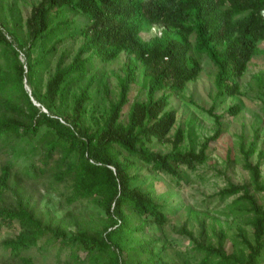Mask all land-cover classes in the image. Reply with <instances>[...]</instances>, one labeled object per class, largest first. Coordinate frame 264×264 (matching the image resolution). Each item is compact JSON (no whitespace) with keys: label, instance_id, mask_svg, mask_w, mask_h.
Instances as JSON below:
<instances>
[{"label":"trees","instance_id":"trees-1","mask_svg":"<svg viewBox=\"0 0 264 264\" xmlns=\"http://www.w3.org/2000/svg\"><path fill=\"white\" fill-rule=\"evenodd\" d=\"M263 12L264 0H40L24 22L12 14L7 32L16 41L9 40L0 26V153L9 156L1 167L0 197L16 190L20 169L27 178L70 182L69 201L90 199L105 219L92 227L64 219L55 226L43 224L28 202L15 194L16 206L0 210V228L16 222L19 232L0 246L19 258L31 248L45 253L48 246L57 245V257L66 253L64 264H169L152 242L136 239L147 224L163 227L167 216L150 192L136 185L140 176L131 171L141 163L180 182V166L195 170L204 163L209 142L220 136V116L212 115L215 133L198 150L193 145L181 149V128L169 135L177 120L169 99L200 71L189 53L188 39L194 37V52L216 68V99L235 97L240 90L238 79L261 53ZM68 14L79 15L85 23ZM144 22L164 26V36L143 41L139 33ZM18 28L25 30V37L16 38ZM68 36L82 37V44L70 63L65 64L61 55L44 93L34 94L37 106L24 80L31 85L38 67L47 66V58ZM35 51L38 53L32 58ZM123 52L126 62L117 81V100L108 103L101 118L88 117L99 90L105 95L109 91L104 75L94 71L95 60L111 62ZM139 77L145 99L134 100L122 118L131 85ZM239 112L237 104L227 109L230 116ZM256 138L255 134L247 148L243 137L239 143L249 183H229L217 193L221 200L236 196L228 205L229 213L248 217L251 238L240 229L243 247L229 253L222 236L216 245L206 244L183 230L203 255L198 264H259L264 254V152L258 153L256 163L249 161ZM154 143L170 144L171 150L164 154L154 151ZM251 188L261 194L263 204L252 196ZM199 226L200 235H205V224ZM39 242H43L41 247ZM22 264L30 262L22 259Z\"/></svg>","mask_w":264,"mask_h":264},{"label":"rangeland","instance_id":"rangeland-1","mask_svg":"<svg viewBox=\"0 0 264 264\" xmlns=\"http://www.w3.org/2000/svg\"><path fill=\"white\" fill-rule=\"evenodd\" d=\"M39 2L40 0H0V24H2L0 26L9 40L16 41L11 33L7 32V29L11 30L12 14L16 17L20 16L24 22L29 17L32 7ZM68 17L77 19L82 25L85 23L79 15L68 14ZM165 31L164 26L144 22L139 36L147 42L153 38L163 37ZM21 37H25V30L18 28L16 38ZM63 39L47 58V66L38 67L37 77L33 83L30 85L24 80L25 89L31 101L37 106L39 104L34 94L41 96L44 93L45 84L54 73L55 65L61 55L65 57V64L70 63L83 41L80 36H68ZM193 41V36L188 39L191 47L189 53L198 61L200 71L195 80L188 82L180 93L169 99V107L177 111V120L169 135L172 136L178 128H181L184 133L181 149L188 150L193 145L198 150L215 133L216 124L212 115H218L222 124L220 136L217 140L209 142L205 152L206 159L195 170L179 167L180 182L163 172L155 173L141 163H137V167L131 171L140 176L136 185H139L143 191L150 192L153 199L163 207V212L167 216V223L163 227L147 224L142 233L137 234L136 239L152 242L169 264H198L203 256L193 248V243L183 230L191 232L196 241L206 244L216 245L217 238L222 236L225 249L229 253L242 249L240 229L245 232L248 239L251 238L248 217L229 213L228 205L236 196L221 200L217 193L229 183H249V174L243 167L244 158L239 146L241 137L244 138L247 148L248 143L254 140L255 134L257 135L255 152L249 157V161L253 164L257 161L258 153L264 152V39L258 43L261 53L251 59L245 74L238 79L239 94L221 99H216L214 85L216 68L208 58L194 52ZM2 50L3 46L0 44L1 63ZM37 53L38 51H35L32 58ZM20 61L26 63L23 55H20ZM125 62L124 52L111 62L95 60L94 71L104 75L109 91L105 95L101 89L99 90L94 103L88 108V117L92 115L94 119L101 118L108 109V103L117 100L119 92L117 81L122 75ZM137 99H145L141 77L131 85L128 103L122 110V118L126 117L130 104ZM234 104L240 106V112L236 116H230L227 114V109ZM211 108H213L212 114L209 113ZM151 147L152 150L162 154L171 150L170 144L167 143H154ZM5 154L3 151L0 153V172L9 157ZM37 157L38 155L34 160ZM20 164L23 165V161H20ZM17 174L20 176L18 186L15 191L6 192L0 197V210L4 207H15V194H18L22 202H28L30 208L34 209V213L43 224L55 226L59 219H64L66 223L70 221L74 223L77 220L78 226L86 227L85 225L89 224L92 227L100 226L104 222L105 215L94 207L90 199L77 198L69 201L72 195L70 182L56 183L48 177L27 178L21 174L20 169ZM261 176L264 180V161L261 165ZM13 184L14 182L10 184L11 188H14ZM251 194L259 204H263L261 194L255 193L252 188ZM201 222L205 224L206 234L203 236L200 235ZM75 226L70 227L72 231L76 230ZM18 232L19 227L16 222L1 226L0 245L5 240L15 237ZM38 245L41 247L43 242H39ZM57 248V245L48 246L46 248L48 251L42 253L35 247L22 253L19 258H13L10 251L0 246V264H22V259L28 260L30 264H64L66 253L62 252L57 257ZM80 254L83 256V253ZM259 264H264V254Z\"/></svg>","mask_w":264,"mask_h":264}]
</instances>
